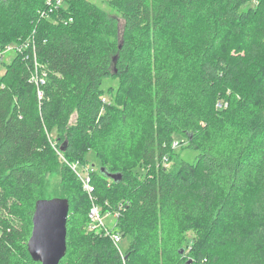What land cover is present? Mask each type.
<instances>
[{"label":"trees","instance_id":"16d2710c","mask_svg":"<svg viewBox=\"0 0 264 264\" xmlns=\"http://www.w3.org/2000/svg\"><path fill=\"white\" fill-rule=\"evenodd\" d=\"M105 1L120 34L89 0L51 18L46 0H0V48L27 44L0 74V264H39L33 215L60 162L70 209L59 264H264V0ZM110 77L122 106L102 102ZM174 134L195 163L167 168ZM90 151L94 199L118 213L125 258L87 228L92 200L70 162L88 164Z\"/></svg>","mask_w":264,"mask_h":264},{"label":"rangeland","instance_id":"374dc122","mask_svg":"<svg viewBox=\"0 0 264 264\" xmlns=\"http://www.w3.org/2000/svg\"><path fill=\"white\" fill-rule=\"evenodd\" d=\"M99 8L103 9L109 16H117L119 19V34L122 32L123 29V24L124 20L121 16V14L114 8L109 5V3L105 0H89ZM256 3L249 4V6H255ZM113 39V38H112ZM119 41V36L114 39V42L118 43ZM15 51L12 49L6 56V59L8 61L11 60V58L14 56ZM4 67L1 69V72H3ZM257 72H254V76H256ZM120 86V79L115 78V77H110L106 78L103 82L102 88L104 90L103 92V98L102 102L103 103H111L114 104L116 107L117 106H122L125 102L124 98H121L118 100V90ZM76 121V115H73L71 119V123H75ZM55 135V134H54ZM188 141L187 138L179 135V134H174V142L172 145V154H171V160L169 162H166L167 168L169 169H174L175 167V160L176 159H182L186 160L190 163H195L196 161V155L198 154L197 150H192L187 147ZM138 155V154H137ZM136 155V156H137ZM63 158L62 156H60ZM88 157V164L94 168V171H98L100 168V161L96 157V153L94 151H90L87 155ZM64 159V158H63ZM61 162L59 163V166L54 170L51 171L47 174L45 181L43 183V189H42V197L45 198H53V197H59L62 196V181H63V171L62 168L60 167ZM129 165L125 166L128 167ZM115 168H121L120 166L115 167ZM79 171L83 173V168L80 165L78 167ZM132 172L134 175L139 177V179H144L148 172L149 168L148 165L143 162L141 159L135 160L134 163H132ZM77 176V175H76ZM78 177V176H77ZM79 179V177H78ZM80 180V179H79ZM111 181H107V183H110ZM92 204V202H91ZM112 213V212H110ZM117 216L118 213H112V214H106L105 215V223L109 227H113L117 223ZM100 233V232H98ZM101 234V233H100ZM204 237V233H203ZM202 238V233L201 229L198 227L197 229L191 230L187 232L186 234V239L187 243L191 242L189 247H191V244L195 241V246H197L196 241L200 240ZM128 241V240H127ZM126 238L123 239L122 241V246L125 249L127 245ZM186 243V244H187ZM194 244V243H193ZM160 263L162 264H167L165 263L162 259H160Z\"/></svg>","mask_w":264,"mask_h":264},{"label":"water","instance_id":"95a60500","mask_svg":"<svg viewBox=\"0 0 264 264\" xmlns=\"http://www.w3.org/2000/svg\"><path fill=\"white\" fill-rule=\"evenodd\" d=\"M101 171L119 181L121 173ZM70 204L67 198L53 197L37 200L33 215L32 234L28 240L31 257L39 264H59L67 252V221Z\"/></svg>","mask_w":264,"mask_h":264},{"label":"built area","instance_id":"2783aa9c","mask_svg":"<svg viewBox=\"0 0 264 264\" xmlns=\"http://www.w3.org/2000/svg\"><path fill=\"white\" fill-rule=\"evenodd\" d=\"M66 0H46L47 7L41 11L42 17L51 18L54 12L59 11L60 6H64ZM64 20L63 17H58V19ZM72 17L68 20L69 22L72 21ZM66 22V20H65ZM29 43V42H28ZM29 45V44H28ZM27 47V44H9L4 48H0V74L1 69L3 68L4 62H9L6 59L7 54L13 49L15 51V55L22 54L24 49ZM13 56V57H14ZM12 57V58H13ZM11 58V59H12ZM11 61V60H10ZM38 86L43 85L45 83L44 75L37 76L34 75L33 77ZM72 169L76 172L77 176L82 182L83 188L88 193L92 200V204L89 211V223H88V231L90 232H100L105 236H109L115 246L118 248L120 253L122 254L123 258H125V249L122 246L123 237L121 233L117 232L115 229V225L113 227H109L105 223V215L112 214L110 212L103 213L101 210V206L96 202L94 199V193L96 191L95 185L93 184V177L92 173L94 172V168L91 167L89 164H83L80 161L70 162ZM82 166L83 173H81L78 169L79 166Z\"/></svg>","mask_w":264,"mask_h":264}]
</instances>
